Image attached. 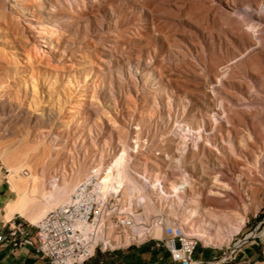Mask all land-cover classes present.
<instances>
[{
    "label": "rangeland",
    "instance_id": "1",
    "mask_svg": "<svg viewBox=\"0 0 264 264\" xmlns=\"http://www.w3.org/2000/svg\"><path fill=\"white\" fill-rule=\"evenodd\" d=\"M10 1L0 0V151L25 143L36 152L34 161L45 157L37 170L44 169L48 181L76 165L83 176L101 158L118 168L123 153L129 174L133 160L135 169L177 181L182 132L199 142L195 154L187 141L183 166L201 184L184 205L176 198L170 214L179 223L183 215L190 218L186 227L200 241L195 258L220 257L244 240V264H264V13L257 34L244 33L241 17L247 5L259 12L264 0H22L23 13ZM31 16L50 27L54 44L40 56L46 37L32 35ZM220 105L242 132H228L224 123L216 140L221 155L188 133L204 128L210 136L212 113L224 117ZM218 158L236 165L230 184L241 191L244 209L212 202L220 197L210 193L214 178L224 169ZM1 167L8 186L0 161ZM196 193L201 205L190 202ZM10 197L4 189L2 202ZM231 212L248 219L240 233ZM204 231L212 232L213 244L196 235ZM144 246L139 253L120 250L116 264L168 259L154 243Z\"/></svg>",
    "mask_w": 264,
    "mask_h": 264
},
{
    "label": "built area",
    "instance_id": "2",
    "mask_svg": "<svg viewBox=\"0 0 264 264\" xmlns=\"http://www.w3.org/2000/svg\"><path fill=\"white\" fill-rule=\"evenodd\" d=\"M112 163L94 164L70 198L49 211L37 225L21 217L18 222H1L0 246L12 252L32 248L49 264H86L99 253L150 243L163 248L172 264H233L237 260L244 240L223 250L220 257L197 260L200 241L170 215L177 197L171 195L168 178L135 169L132 160L130 168L140 187L135 191Z\"/></svg>",
    "mask_w": 264,
    "mask_h": 264
},
{
    "label": "bare ground",
    "instance_id": "3",
    "mask_svg": "<svg viewBox=\"0 0 264 264\" xmlns=\"http://www.w3.org/2000/svg\"><path fill=\"white\" fill-rule=\"evenodd\" d=\"M10 3H11V8L17 12L23 13V11L26 10L24 6L25 3L22 0H11ZM32 13L33 11H30V10L27 11V14H32ZM241 13L242 15L239 13L238 14L241 15V17L243 18L242 23L244 24L245 34H254V33L257 34L262 30L261 29L262 24L260 23L261 17L259 14L264 13V5L260 6L259 12L254 10L252 6L247 5L246 7L242 9ZM40 20H41V17L36 18L35 16L28 17L27 19L28 27L33 33L32 34L33 36L37 35V37L38 36L46 37L41 40V42L43 43V47H42L43 51H41L40 49H37L38 56H40L41 52L46 53V50L44 49H50L54 46L52 39L47 36V33H49L50 27H48L45 24L38 25V22ZM11 47H14V45ZM16 63H18V61ZM21 65H22L21 63L20 64L18 63L16 67H19ZM34 91L36 92V87H34ZM220 108L223 111L221 112V115L223 114L224 117L221 121L219 120L217 113H212L211 118H214L215 124H212L213 133L212 134L210 133V136L206 134L207 129H204V128H198V131H196L195 128L189 127L188 133L189 134L191 133L192 135L197 134L199 136L200 141L201 140L205 141V146H208L212 148L213 150L218 151V153L221 155V152L216 148V140H217V136L223 132L224 126L226 125L228 127L227 128L228 132L230 131V129H232L235 132V134L238 136L242 132H240L241 129L238 128V126L236 125V122L233 121V119L230 117L228 112L225 110L224 106L220 105ZM177 133H176V136H177ZM181 133L179 132L178 134H179V137L183 140V144L180 145V150L177 151V153L180 155L179 156L180 159L177 161H175L176 159H174L176 168L178 169V171H180L181 179L178 181H171L168 178L166 182L167 184L170 185L171 191L173 192V194L171 195L174 197H177V200L180 203H183L184 205V202L182 201L183 198H185L186 196L188 198V195L194 191L196 183L197 184H201V183H198L197 180L194 179L183 166V163L186 161L188 152L190 150V145L187 143V141L192 140V138L191 139L185 138V136L182 135ZM183 134H185V132H183ZM194 139H196V136ZM212 140H214L215 144L212 143ZM240 141L242 142V140ZM106 145L108 146L107 143ZM192 149L195 154L199 151L200 145L198 141L192 140ZM258 149L260 148L258 147ZM35 155H36V152H34V149L29 147L25 143H21L18 146L7 148V149L0 151V161L2 162L3 166L6 168V180L10 186V190L16 195L15 199L11 201L10 203H8L6 207L7 208V212L5 215L6 221H10L14 218L15 215H19L21 218L28 221L29 223L33 225H37L49 211L63 205L70 198V196L74 192L76 185L84 177V175L81 176L82 171L81 169H78V166L76 165V166H72L71 170L64 169L62 175L59 178H53L48 181L47 173L45 172V170L44 169L42 171L37 170V165H41V163L42 165L45 164V157H42V156L38 157L34 161ZM123 157H124L123 165L121 166L120 164V167L118 168L116 167L115 169L118 171V174H120V176H122V178H124L126 182L132 186V190L139 191L140 187L136 184L134 175H131L128 173V169H127L128 157L124 153H123ZM200 161L203 163L202 160ZM220 161H221L220 169L221 168H224V169L218 171L217 173L221 175V179H219L218 176H216L213 182V185L215 186L216 189L214 188L210 190V193L212 195H218L220 197L212 198L211 200L216 205L217 204L220 205L223 202L221 206L222 208L236 207V206L242 205L244 209V200L242 198L243 196H242L241 191L237 187L231 186L230 184L232 177L235 175L236 165L234 164L233 167L231 168L228 166V164H226L224 160H220ZM99 164H103V158H101V161L99 162ZM194 165L195 163L193 162L192 166ZM203 167L205 166L203 165ZM244 167H246L245 162H244ZM155 174H159V172L156 171ZM256 174L257 173H255L254 176ZM152 175L154 176V174ZM256 176H260V175H256ZM165 194L167 196L170 195L167 193ZM191 198L192 200L190 199L191 200L190 202H195L201 205V200H202L201 193H196L195 196ZM226 198H227V202L225 201ZM194 213H197V212H194ZM170 215L174 218L176 217L173 214H170ZM230 215L235 217L234 228L237 233H240V231L242 230V227L246 224L248 220L247 217L244 215V213L241 214L238 212H231ZM195 217L201 218L203 216L198 213V215H196ZM181 218H182L181 225L183 229L185 230L186 233H191L188 231V228L192 227L188 223L190 221V218H188V215H183ZM203 224H207V222ZM211 227H214V226H212L211 223L208 224L207 228H211ZM157 233H158L157 234L158 236L159 232L157 231ZM211 233L204 231V232H197L196 235L200 238V240L203 243H205V246H208L214 243L213 236H212L213 234Z\"/></svg>",
    "mask_w": 264,
    "mask_h": 264
},
{
    "label": "crops",
    "instance_id": "4",
    "mask_svg": "<svg viewBox=\"0 0 264 264\" xmlns=\"http://www.w3.org/2000/svg\"><path fill=\"white\" fill-rule=\"evenodd\" d=\"M2 169L3 167H1L0 169V223L11 222L16 219L18 222V217H20L19 215H15L14 218L10 221L5 220V215L7 212L6 207L8 203L13 201L15 198H14V194L10 191V187L5 184V177L2 176ZM4 189L10 192L12 197L6 198L5 201L2 202L3 198L1 197L4 195ZM0 230H1V226H0ZM148 248H149L148 246H144L142 249L141 247H132L133 250L131 252L139 253L141 250H146ZM120 252L121 251L107 253V254L99 253L96 255L94 259H92L86 264H116L115 259H117ZM167 256L168 259L164 257L161 258L158 255L157 258H155L151 264H172L169 254ZM244 259L245 256L243 250L241 255L239 256L240 264H244ZM0 264H49V263L42 260L40 256H38L32 248L24 247L17 250L16 252H12V250L8 247L0 246Z\"/></svg>",
    "mask_w": 264,
    "mask_h": 264
},
{
    "label": "trees",
    "instance_id": "5",
    "mask_svg": "<svg viewBox=\"0 0 264 264\" xmlns=\"http://www.w3.org/2000/svg\"><path fill=\"white\" fill-rule=\"evenodd\" d=\"M260 217H262V215Z\"/></svg>",
    "mask_w": 264,
    "mask_h": 264
}]
</instances>
